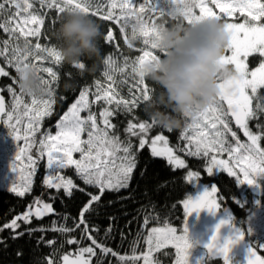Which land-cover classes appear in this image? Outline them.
I'll return each instance as SVG.
<instances>
[{
  "label": "snow or ice",
  "instance_id": "1",
  "mask_svg": "<svg viewBox=\"0 0 264 264\" xmlns=\"http://www.w3.org/2000/svg\"><path fill=\"white\" fill-rule=\"evenodd\" d=\"M34 2L36 0H0V17H2L0 19V31L6 33L9 37L7 40L0 41V45L3 46L0 49V56H3L6 52L9 53L11 59L8 60V63L14 66L15 69L22 62L29 61V57L41 61L52 58L55 64L62 66V58L55 46L43 47L37 42L33 47L29 40L30 37H36L39 41L42 34L41 29L45 24V14L34 8ZM163 2L169 6L178 5L169 14H179L189 24L205 18L221 21L222 16L236 17L237 14L242 19V22L225 21L222 23L225 31L229 34V42L225 51L231 54H223L219 63L222 66H233L234 75L227 80L219 81L217 85L219 92L212 104L201 111L186 116L192 117V123L184 128L181 137L187 141V155L199 157L203 154L204 157H208L211 154V159L206 168L209 176L214 174V169L226 171L229 176L236 178L238 184L252 185L256 176L264 174V148H261L259 143L261 136L253 134L248 127V121L257 116V112L251 107L252 101L253 99H260L259 90L264 89V60H261L259 66L250 72L247 61L254 54L264 58V0H163ZM38 3L42 8L55 9L57 14L80 12L85 15L99 16L105 21H113L120 25L121 33L126 35V29L130 26L131 34L126 39L127 46L132 48V41L138 38H143V44L146 46L145 49H141L142 54L130 65L132 72L137 76L138 66L156 59V55L148 48L155 49L152 36L163 24L149 23L151 18L145 19V16L150 11L159 13V16L163 17L164 8L160 5L159 0H144L142 3H138V0H108L106 11L103 5L98 4L96 0H38ZM210 5H214L219 9V14ZM116 9H119V14H116ZM196 9L199 10V14L196 13ZM21 38L23 39V48L18 43ZM112 38L113 33L109 30L106 36L107 42H111ZM43 52L47 53L46 57L38 55V53ZM103 62L107 69L104 76L111 83L105 87L99 81L95 82L96 91L94 93H90L87 87L82 88L75 102L60 117L56 125L58 130L55 135L50 132L45 133L39 141V155L41 157L47 156V168L51 170L44 180L48 188L58 190L62 188L65 194L71 197L73 189L77 186L73 183V180L61 176L59 170L74 167L77 175L85 185L99 190L98 194L88 193L90 200L84 206L80 214L81 219L79 223L75 224V227L64 226L52 229L62 233H72L83 224L84 229L81 232V237L85 233L96 231L95 228L89 226L85 214L94 210L93 206L101 201L106 191H119L128 188L133 171L137 167V154L133 150L131 141L120 139L116 134V125L112 123L110 118L120 110L130 112L141 104L145 112V102L150 96L154 95L145 81L139 78L136 85L139 94L134 95L130 101L120 97L116 87L113 86L116 81L112 73L116 71L123 72L124 68H117L116 62L111 56L105 58ZM124 66H129L127 60H125ZM79 67L83 68L84 65L81 64ZM38 71L51 77V80L42 77V83L47 85V99L43 96H30L31 104H23L21 115L20 108L23 103V93L20 92L21 95L18 96L11 88L8 89L14 97L11 111L6 110L4 97L0 96V119H2L3 125L8 128V135L15 141L23 138L26 143V148H20L14 157L11 168L14 173L17 171L15 161L21 160L22 155L31 149L35 143V135L40 131L41 122L44 118L51 117L54 114L55 99L51 84L58 79V74L52 67H38ZM7 75L8 72L0 68V76ZM67 75L69 81L74 85L72 74L68 73ZM141 85L143 87H140ZM72 90H75L74 86ZM89 95L94 97L91 102L89 101ZM101 101L107 105H115V108H103L99 113L98 123L97 115L91 111L90 103L94 104ZM225 103L227 104V110L223 108ZM256 109L264 111V106L257 103ZM82 112H87V116L82 117ZM22 116L28 118L23 137L19 135L20 129L17 127L21 123ZM229 116L235 121L236 126L243 130L249 143L243 144L239 141L237 133L230 127ZM100 124L103 127L99 126ZM155 125L154 122L132 123L129 121L125 131L132 136H139V148L143 149L148 143L144 137ZM257 127L264 130V125L258 124ZM167 130L172 131L171 129ZM84 132H87V139L82 140L81 133ZM228 134H231L232 139L236 142L235 147L227 142L226 137ZM158 142H163L164 147H157ZM241 152L244 155H239ZM73 153H80V159H74ZM117 153H122V155L118 156ZM220 153H227L229 159H219L218 154ZM151 154L154 157H167L169 164L177 168L185 167L184 161L173 155V149L168 147V140L164 135H156L151 140ZM27 158L31 166L29 176L35 175L37 162L33 160L31 155H28ZM242 161L243 164H241ZM235 166H239L238 172L235 170ZM199 179V172H188L187 180L189 183L195 184L194 182ZM10 190L18 196H24L26 192L31 190V180L29 179L24 184L22 190L15 183L12 184ZM80 191H84V189H80ZM216 192L217 188L215 186L211 187L210 192L207 187L195 198L189 196L184 201L185 218L181 235H177V230L173 227L151 229L147 239L149 248L142 257L143 264H153L152 253L167 244H172L177 249L176 264H189L188 256L191 244L187 235V217L193 212L198 214L201 210L215 213L220 209L221 206L213 195ZM36 203L40 206L34 212L29 209L28 212L12 219L10 223H6L3 227L16 230L20 228L18 223L20 220L28 224L33 215L40 219L49 213H53L54 209L51 204L42 203L39 200ZM65 220H67V217H65ZM109 220L114 221L115 217H109ZM147 222L146 217L145 223ZM224 223L225 221L222 220L217 224L216 232L210 237L205 247L210 257L222 256L224 264H229L228 254L230 248L233 243L242 239L243 235L238 233L235 240H225L221 243L217 234ZM2 230L0 229V231ZM35 231L37 229L29 228L27 233L31 236ZM111 231L112 224L110 223L106 236ZM24 234V232H17L13 239L22 237ZM87 239L91 240L92 245L95 247L78 248L74 254V259H70L69 254L63 255V264H92L93 258H96L95 264H104L105 257L109 254L117 256L115 251L107 247L106 244L98 242L92 235H88ZM0 243H3V241H0ZM48 243L52 245L54 242L49 241ZM65 243L74 245L81 243V241L69 238ZM259 247L264 248V244L259 245ZM96 249L100 250L99 256ZM55 251L53 249V256ZM129 259L137 261L141 257L132 256ZM119 260L121 264H124L126 257L120 256ZM47 264H59V262L50 257ZM246 264H264V258L257 255L254 247H250Z\"/></svg>",
  "mask_w": 264,
  "mask_h": 264
},
{
  "label": "trees",
  "instance_id": "2",
  "mask_svg": "<svg viewBox=\"0 0 264 264\" xmlns=\"http://www.w3.org/2000/svg\"><path fill=\"white\" fill-rule=\"evenodd\" d=\"M96 2L102 4L106 11L108 0H96ZM142 2L144 0H138V3ZM163 4L166 5L165 3ZM34 8L45 14V24L41 29L42 34L39 37V41H37L36 37L29 38L32 46L34 47L39 42L43 47L55 46L58 48V41L54 38L53 32L58 25L59 18L65 14H57L55 9L42 8L38 0L34 2ZM13 11L15 10L13 9ZM115 12L119 14V9H116ZM171 12L170 10L166 11L164 8V15L160 17L159 13L149 11L145 19L151 18L149 19V23H162L165 26L175 23L187 24L183 16L179 14L171 15L169 14ZM89 16L100 24L102 31V38L99 42L101 55L100 59L96 61L94 71L81 74L77 69L64 62H62V66L55 64L52 58L41 61L29 57L31 63H35L38 67H52L58 74V79L51 84L55 99L53 105L54 114L46 119L47 125H51V130H54L52 123L59 119L78 98L82 88L87 87L90 93H94L96 91L95 82L99 81L105 87L111 83L104 76V72L107 69L103 61L109 56L115 60L117 68H124L123 72L116 71L112 73L116 81L113 86L116 87L120 97L130 101L134 95L139 94L136 87L139 77L132 72L130 65L131 62L135 61L142 54L141 49L146 48L143 44V38L132 41L133 47L129 48L126 39L131 34L130 26L126 29V35L125 33H121L119 24L113 21H105L99 16ZM109 30L113 33L111 42H107L106 40ZM7 39H9L8 35L0 31V41ZM18 43L23 48L22 38ZM2 47L0 45V49ZM148 50L152 51L155 55L158 54L155 49L148 48ZM38 55L46 57L47 53H38ZM9 59H11V56L7 52L3 56H0V66L8 72L7 76H0V94L4 97L7 111L12 110V104L14 103V97L9 93L8 89L11 88L18 96L21 95L16 83V69L14 66L9 65ZM258 59V56H253L249 58L248 62L252 64ZM125 60L128 61V67L124 66ZM92 63V60L87 61L89 65ZM68 73H71L74 78V91H66L63 87L64 83L69 81ZM40 74L45 79L51 80L48 74L43 72ZM145 83L155 94L157 89L150 82ZM140 87H143V85ZM259 96L260 99H254V101L264 106V89L259 90ZM43 97L47 99V94L43 95ZM93 99L94 97L89 95V101L91 102ZM23 104L30 105L31 97L23 94V103L20 108L21 115ZM90 107L91 111L97 115L99 121L100 111L105 107L113 109L115 105H107L101 101L94 104L90 103ZM262 112L260 113V117L264 123V111ZM87 114V112L83 113L86 116ZM110 119L116 125V134L120 139L122 141H131L133 150L137 154V167L133 171L128 188L119 191H106L101 201L93 206L94 210L85 214L89 226L95 228L96 231L85 233L81 237V232L84 229L83 224L72 233H62L52 230L64 226L75 227V224L79 223L81 219L80 214L84 206L90 200L88 193L98 194L99 190L97 188L85 185L83 180L79 178L75 180L77 187L73 189L71 197L66 195L64 190H48L44 196V200L46 203L52 205L54 209L53 213L40 219L32 218L30 223H22L20 224V228L13 231L2 227L4 223L11 221L14 217L24 212L32 204L39 191H41L42 179L41 174L38 173L33 180L32 190L24 196H18L0 189V229H3L0 231V241H3V243H0V264H47L50 257L61 262L63 255L69 254L72 256L80 247L85 245L95 247L92 245L91 240L87 239L88 235H92L98 242L106 244L107 247L117 253V256L109 254L105 257L104 264H121L119 260L120 256L126 257L124 264H140V260L132 261L129 258L140 256L143 252L144 238L149 228L154 226H180L183 220V211L180 204L190 192V187L184 177V170L173 169L163 159L152 156L146 147L138 149L136 146L137 136H132L125 131L129 121L132 123L143 121L151 123L143 111V105L141 104L133 108L130 112L120 110ZM26 120L28 122V118L22 116L20 124H23ZM181 120V126L172 129L170 132L158 125H155L149 132L153 131L154 133L158 131L163 133L168 137L170 144H175V147H177L185 142L181 137V133L191 123L192 117H181ZM229 124L232 130L237 133V138L241 143H249L248 138L246 137V139L241 134H238L237 129L230 121ZM260 125L264 124L260 123ZM250 131L253 134L257 132L261 136L260 143L264 146V130L250 127ZM226 139L229 144L235 143L231 134H228ZM206 160L207 157H204L203 154L199 156L198 160L187 159L190 168L203 174L202 180L204 182L213 181L217 184L220 205H229L233 214V220L245 227L246 219L256 208L254 195L249 190L243 191V188L237 186L236 180L225 173L220 172L210 177L206 176L201 169V166L205 165ZM197 163L201 164L200 168L197 166ZM80 189H84V191H80ZM242 194L246 200L242 199ZM262 205L263 202L261 201L260 206L262 207ZM262 210L264 212L263 207ZM65 217H67V220H65ZM109 217H115V220L110 221ZM146 217L148 219L147 223H145ZM110 223L112 224V231L106 236ZM29 228L37 229V231L33 232L30 236L27 233ZM17 232H24L25 234L22 237L13 239V236ZM69 238L78 239L81 243L68 245L65 241ZM49 241H53L54 243L50 245ZM53 249L56 250L54 256L52 255ZM96 252L99 256L100 250L96 249ZM95 259H92V264H95ZM204 264H222V261L219 259H208L205 260Z\"/></svg>",
  "mask_w": 264,
  "mask_h": 264
},
{
  "label": "clouds",
  "instance_id": "3",
  "mask_svg": "<svg viewBox=\"0 0 264 264\" xmlns=\"http://www.w3.org/2000/svg\"><path fill=\"white\" fill-rule=\"evenodd\" d=\"M53 36L58 41L62 62L81 74L95 70L102 38L97 21L80 12L66 13L59 18ZM152 42L158 52L156 59L137 68L139 78L157 89L145 102V114L162 128L176 129L181 126V117L212 104L219 92V81L234 75L230 67L219 63L229 34L220 21L205 18L191 24L163 25L152 36ZM88 60L93 63L87 64ZM81 64L83 68L79 67ZM40 73L37 65L22 62L16 69L19 91L37 97L47 94ZM73 86L70 81L63 85L66 91Z\"/></svg>",
  "mask_w": 264,
  "mask_h": 264
},
{
  "label": "rangeland",
  "instance_id": "4",
  "mask_svg": "<svg viewBox=\"0 0 264 264\" xmlns=\"http://www.w3.org/2000/svg\"><path fill=\"white\" fill-rule=\"evenodd\" d=\"M160 5L165 8L166 11L170 12L174 10L175 7L177 6H169V5H164L163 0H159ZM214 11H216L219 14V9H217L214 5H210ZM196 13L199 14V10L196 9ZM222 15V14H221ZM184 18V17H183ZM185 22L188 24L187 20L184 19ZM225 21L227 22H242V19L239 18V14H237L236 17H224L222 16L221 18V23H224ZM226 52V51H225ZM224 52V54H225ZM231 53L229 52V55ZM253 56H258V60L254 61L252 64H250L248 61L247 63L249 64V72L254 70L256 67L259 66V63L261 60H264V58L259 57L258 54H254ZM233 68V66H231ZM1 68V66H0ZM250 93V89L248 90ZM1 96V94H0ZM75 102V101H74ZM73 102V103H74ZM71 106V105H70ZM69 106V107H70ZM68 107V108H69ZM253 110L256 109V103L255 101L253 102L252 105ZM68 110V109H67ZM67 110L65 112H67ZM64 112V113H65ZM64 113L61 115L63 116ZM84 112L81 113L82 117H85L86 115H83ZM6 118V117H4ZM27 118V117H26ZM48 117L44 118V120L41 122L40 125V131L36 133L35 135V143L32 145L31 149L27 151L26 154L22 155L21 160L15 161V166H16V173L11 171L12 168V162L14 160V157L16 153L19 151L20 148H26V143L25 140L22 138L19 141L13 140L9 135H8V128L3 125L2 119H0V189L8 191L10 193L15 194L12 192L10 189L12 187V184L15 183L19 186V188L22 190L24 184L27 183V181L30 179L31 180V190L33 188V180L37 176L38 173L41 174V191H39L38 195L35 197L34 201L32 204L22 213H20L18 216H22L24 213L28 212L29 209H31L33 212L36 210L38 205L36 203L37 200L41 201L42 203H46L44 200V196L48 192L49 189H54L57 190L56 188H48L44 180L45 178L50 174L51 170L47 168V156H40L39 155V148L40 144L39 141L40 139L43 138L45 133H51L52 135H55L56 131L58 130L56 128V125L58 121L60 120L57 119L55 122L52 123L54 130H51V125H47V119ZM15 123V121H13ZM27 120L23 124H19L17 127L20 129L19 135L23 137L24 134V129L27 125ZM99 123V121H98ZM139 123V122H136ZM192 123V121H191ZM190 123V124H191ZM99 126L103 127L102 124ZM138 131V130H137ZM191 134V133H190ZM257 134V132H256ZM156 135H164L161 132H148L145 135V139L147 140L146 148L148 151L151 153V140L156 136ZM167 140L168 137L164 135ZM81 139H87V132L81 133ZM139 139L140 137L137 136V144L136 146L139 148ZM243 143V142H242ZM260 143V141H259ZM233 147H235V144L230 143ZM247 144V143H243ZM18 145V147H17ZM187 141L184 143H181L177 147H175V144H170L168 141V147L173 149V155L177 156L179 159H182L185 163L184 168H177L174 165L169 164L167 157H158L160 159H163L169 166H171L175 170H184V177L185 180L190 187V192L187 194V196L181 201V208L183 211V220L180 226H154L151 227L147 230L145 238H144V250L140 254L141 259L140 264H143V254L148 251L149 245L147 243L148 236L151 232V229L153 228H165V227H173L176 228L177 235H181L183 232V224H184V218H185V210H184V201L191 196L192 198H195L200 192H202L205 188L208 187L209 192L211 191V187L215 186L217 188V184L213 181H207L204 182L202 180L203 174L200 171H196L188 166V161L187 159H194L198 160L199 157H193L187 155ZM261 148H264L263 145H261ZM157 147L163 148V142H158ZM194 150V149H193ZM28 155H31L33 160H36V172L35 175L29 176V173L31 171V166L28 161ZM117 155H122V153H117ZM239 155H244L243 152L239 153ZM73 158L74 159H80V153H73ZM219 159H229L228 154H218ZM211 159V154L207 157L205 165L202 167L201 164L197 163V166L204 172L206 176H209L206 168L208 165V162ZM244 162L242 161L241 164ZM235 170L238 172L239 171V166H235ZM193 171V172H199L200 179L196 182L195 184L189 183L187 180V174L188 172ZM225 173L228 175L226 171H218L214 169V174L216 173ZM59 173L61 176H64L67 179L73 180V183L75 184L76 179H81L77 173L74 167H69L66 169H61L59 170ZM213 174V175H214ZM210 177V176H209ZM233 177L235 180L236 178ZM242 178V177H241ZM237 183V181H236ZM238 187L243 188V191L249 190L255 198V204L256 208L254 211L248 216L246 219V225L243 227L240 224H237L233 220V214L230 209L229 205L221 206L220 209H218L215 213H211L208 210H201L198 214L196 212H193L190 216L187 217V222H186V227H187V235H188V240L191 244V248L189 249V256H188V262L189 264H204L205 260L208 259H219L222 261V264H224V258L219 255L215 256H209L208 250L206 249L205 245L208 243L210 237L213 235L214 232H216V226L219 224L222 220L225 221V223L220 227L219 232L217 234L218 240L223 243L225 240H235L236 236L238 233H241L243 235V238L236 241L235 243L232 244L229 254H228V261L229 264H246L247 260V255H248V249L250 247H254V250L256 251L257 255L260 256L261 258H264V248L259 247V245L264 244V212L262 210V207L260 206V201H263L264 197V174H260L255 177L254 183L252 185L248 184H238ZM30 190V191H31ZM59 190H63L62 188ZM30 191L26 192L29 193ZM25 193V194H26ZM243 193V192H242ZM217 203H219V197L217 192L213 194ZM243 195V194H242ZM243 200H246L244 195L242 196ZM220 204V203H219ZM50 214V213H49ZM48 215V214H47ZM16 216V217H18ZM46 216V215H45ZM14 217V218H16ZM13 218V219H14ZM36 218L34 215L30 218ZM42 218V217H41ZM6 222V223H10ZM4 223V225L6 224ZM19 224L24 223L22 220L18 221ZM245 223V222H244ZM25 224V223H24ZM2 225V227L4 226ZM9 230L10 228H7ZM91 245H85L83 247H88ZM75 255L73 254L70 256V259H74ZM152 259H153V264H176L177 260V249L174 247L172 244H167L165 247L160 248L158 250H155L152 253ZM59 264H63V261L59 262Z\"/></svg>",
  "mask_w": 264,
  "mask_h": 264
},
{
  "label": "flooded vegetation",
  "instance_id": "5",
  "mask_svg": "<svg viewBox=\"0 0 264 264\" xmlns=\"http://www.w3.org/2000/svg\"><path fill=\"white\" fill-rule=\"evenodd\" d=\"M225 54L226 55H229V52H225ZM231 69H232V67H231V65L229 66ZM253 102H254V99H253V101H252V105H253ZM257 104V103H256ZM252 105H251V107H252ZM223 108L225 109V110H227V104L225 103V104H223ZM255 111L257 112V116L255 117V118H253V119H251V120H249L248 121V127H249V130H250V127H252V128H258L257 127V125L258 124H260V123H262V124H264L263 123V121H262V119H261V117H260V113H263L261 110H259V109H255ZM228 120L231 122V124L237 129V132H238V134H241L243 137H245L246 138V136L244 135V133H243V130H241V129H239L238 127H236L234 124H233V122L231 121V119H229V117H228ZM247 139V138H246ZM263 205H262V207L264 208V197H263ZM260 203H261V201H260Z\"/></svg>",
  "mask_w": 264,
  "mask_h": 264
},
{
  "label": "water",
  "instance_id": "6",
  "mask_svg": "<svg viewBox=\"0 0 264 264\" xmlns=\"http://www.w3.org/2000/svg\"><path fill=\"white\" fill-rule=\"evenodd\" d=\"M229 119H231V121L233 122V124L236 126L235 121L230 116H229Z\"/></svg>",
  "mask_w": 264,
  "mask_h": 264
}]
</instances>
